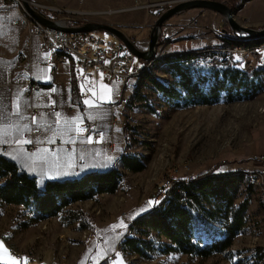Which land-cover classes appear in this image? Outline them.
I'll use <instances>...</instances> for the list:
<instances>
[{"label":"rangeland","instance_id":"rangeland-1","mask_svg":"<svg viewBox=\"0 0 264 264\" xmlns=\"http://www.w3.org/2000/svg\"><path fill=\"white\" fill-rule=\"evenodd\" d=\"M218 1L225 2V0ZM201 9L205 12V8ZM234 18L239 24L251 27L243 24L240 18ZM223 23H226V21L224 20ZM226 25L224 29L227 33L224 34L237 38L240 43L254 42L258 44L264 41V37H238L233 34L227 23ZM163 26H166V30L163 29ZM163 26L162 31L165 30L167 33V21L163 23ZM98 35L101 39L110 37L101 32H98ZM170 40L167 33L164 43L165 52L167 50L165 47ZM159 48L160 46L157 45L154 51L155 56L150 59L152 62L161 56ZM261 54H264V50L257 49L255 62L253 61L254 67L246 70L249 74L256 70L255 75L259 78L261 88L249 96L233 100L223 97L212 105H197L175 109L170 107L166 100L155 92L143 78L140 79V83L139 77L135 76H131L124 85L115 82L118 92L120 91L118 96L114 98L117 102L114 104V107L117 105L114 110L116 120L114 123V117L111 115L110 120L104 124L106 131L109 135V130L112 128L113 138L115 139L117 136L120 142L122 141L123 149H118L116 157H119L124 150L137 153L142 157L145 168L139 172L121 169L124 172V177L116 192L101 194L92 200L70 204V209L82 210L89 219L90 227L85 229L91 228L93 235L90 236L87 243H85L86 240H82L85 229H80L77 222L67 223L63 215L65 211L60 213L62 217L59 221L67 230L59 231V234L55 236L49 233V226H53L51 223L48 226L43 225L42 228L38 226L41 221L24 225L29 216L26 210L8 204H0V241L4 242L12 256V252H17L24 258V261L16 259L17 264H24L26 257L31 259L27 261V264L44 263L43 260L46 259L48 254L55 264H72L74 257H76L75 264H86L89 257L96 264L105 259L98 260L108 251L112 250L109 254H115L117 248L121 252L124 264H264V255L260 256V253L256 250V247L264 245V219L262 216H258L255 209L250 206L256 200L264 208L260 188L256 186H254L255 190L253 189L251 194L245 225L239 234L233 238L228 252L213 254L205 258L178 252L154 253L151 258L146 259L135 253L123 252L120 245L122 238L127 236V232L124 234L126 229L120 226L121 214H125L124 224L128 225L130 229L132 228L133 235L135 233L136 236H139L137 226L134 231L133 221H135V218L130 220L128 218L141 214V209L149 208L147 203L150 200H155L151 195L155 191L157 181L162 177L174 175L178 178L182 173L181 171L186 168L188 170H185V174H192L189 168L198 171L208 161L221 157L239 160L240 156L247 153V157L251 158L255 146L259 143V140L254 141L253 134L256 132L260 136L264 134V64H258ZM206 61L207 59L199 60V64L204 70L208 67ZM212 61H215V64H211ZM210 65H217V59L212 58ZM151 66L152 63L146 69L154 71L159 79L170 82V78L161 71L160 66L152 69ZM205 72L207 71L205 70ZM106 84L103 81L100 83V85ZM136 86L141 88V97L138 101H135L133 97ZM110 108L113 112V108ZM112 118L113 122H111ZM104 125L102 124L101 128ZM251 160H247L246 164L256 163L253 160L251 162ZM13 162L21 167L18 162ZM38 172H40V169ZM39 178L41 177L39 176ZM245 188V183L237 186L235 202H239L245 197ZM170 189L166 190V195H168ZM116 196L123 203L121 202L122 204L120 203L118 208L108 209V205ZM258 196L262 199V203ZM137 199L141 202L138 206H135ZM163 200L159 199L157 201L162 202ZM97 208L101 209L99 215L108 214L110 216L107 226L101 225L103 220L99 221L100 223L98 222L100 218H98ZM118 236L120 239H117ZM49 237L50 239L53 238L51 245L50 241H47ZM148 238L158 239L155 232H150ZM22 243H25V245L22 246ZM84 243L86 249L82 251ZM36 248L41 251L36 252ZM49 249L50 251H48ZM1 262L3 261L1 260Z\"/></svg>","mask_w":264,"mask_h":264},{"label":"trees","instance_id":"trees-1","mask_svg":"<svg viewBox=\"0 0 264 264\" xmlns=\"http://www.w3.org/2000/svg\"><path fill=\"white\" fill-rule=\"evenodd\" d=\"M243 1L225 0L235 11ZM225 26L226 23H223L222 27ZM223 35L224 44L239 42L237 38ZM209 50L181 53L166 50L151 62V69L160 66L170 82L159 79L154 71L146 69L151 64L148 65L146 61L134 76L139 77V83L142 78L146 80L175 109L212 105L223 97L233 100L249 96L261 88L256 70L249 74L222 53ZM212 58L217 59V65H210ZM204 59H207L206 65L210 67H206L207 72L199 64V60ZM211 64H215V61ZM140 92V86H136L133 94L135 101L140 99ZM247 160H251L247 153L239 160L225 157L210 160L198 171L189 168L193 175L191 179L186 178V171L182 170L162 203L135 217L134 231L137 226L140 235L134 233L123 237L120 242L122 251L146 259L154 253L178 252L205 258L228 252L233 238L245 225L254 189L251 172L258 167L246 164ZM144 168L145 163L139 154L123 151L119 156V167L90 170L74 178L41 180L10 159L0 157V204L26 210L29 216L24 225L65 211L64 220L67 223L77 222L80 229H85L90 227L89 219L82 210L70 209V204L92 200L101 194H112L123 180L124 172L121 169L139 172ZM37 182L45 186L43 191L38 189ZM241 183L246 185V195L235 202L236 188ZM259 199L261 202L262 199ZM150 232H155L158 239L148 238ZM256 250L260 256L264 255V245L256 247Z\"/></svg>","mask_w":264,"mask_h":264},{"label":"crops","instance_id":"crops-1","mask_svg":"<svg viewBox=\"0 0 264 264\" xmlns=\"http://www.w3.org/2000/svg\"><path fill=\"white\" fill-rule=\"evenodd\" d=\"M35 1L38 3H52L62 8L80 11V15L74 17H69L65 14L56 15L49 12L44 13L46 17L57 20L60 25L71 27L77 26L86 21H97L110 24L118 28L140 50L147 49L151 27L156 20L154 15L146 9L132 8L131 6L133 5L134 0ZM0 4L4 5L3 7H0V115H10V113L15 110L17 99H19L22 106L29 103L32 104L33 106L28 107L26 110L22 107L21 110L23 111L24 119L20 121V123L28 124L31 129H39V133L34 137V140L37 142L41 140L47 141L50 138H58L64 142L69 138L68 136L61 135L60 132H54L49 129V125L53 124L57 119H59V123L54 125L55 129L62 128L66 123L70 124L73 128L77 125L84 127L85 122L95 120L97 121V132L103 133L102 138L99 135L97 141L87 143L86 137L88 134L84 132L81 135L80 140L83 141L81 143L86 144L85 150L73 148L71 151H67L65 147L60 146L53 150L49 149L50 151L47 153L43 151L38 152L37 150L31 152L35 153L33 161H30L35 163V171L27 168H25V170L29 174L35 175L38 178L40 176L41 178L39 179L41 180H61L77 177L90 170H105L112 166L119 167V157H116V152L118 149H123V145L121 144L122 141L120 142V139L117 136L115 139L113 138L112 128H110L108 135V131H106V126L104 125L110 120L111 115H113L115 123L116 115L114 110L117 108V105H115L112 112L110 105L101 103L100 106L89 109L87 106L83 105L82 101L85 98L96 99V97L92 96V91H95L98 96H106L108 88L113 90V98H115L120 93V91L118 92V87L115 82H120L110 79L105 73H103V78H101L100 74L102 72L97 70H91L87 76L80 78L79 71L75 68L74 61L71 59L64 62L54 63L55 72L51 73V66L44 63L50 61V58L48 55L41 52L39 37H29L27 29L23 25H16L13 23L14 20L19 18L20 14L11 1L0 0ZM191 17H197V24L194 26L189 25V19ZM234 17H238V19L240 18L243 24L251 27H264V0H244L240 8L236 11L234 10ZM73 21H79V23ZM223 22L224 17L210 9H205L204 12L201 8H192L186 10L184 13L174 15L167 20V33L171 40L165 48L170 53H181L184 51L201 52L208 49L221 48L225 45L222 36H224V33H227L222 27ZM94 32L97 36H99L98 32L107 34L103 31ZM107 35L110 37L104 39L118 40L110 34ZM19 53H22V59L17 60L16 57ZM261 55L258 64H264V54ZM142 63L140 65H135V72L138 71ZM28 80L39 85V89L34 91L30 98L23 94V85ZM102 81L107 83L106 85L108 88L101 87L100 83ZM84 82H88L92 90L89 91V95L80 97V86L84 84ZM7 87H10L11 89L8 91ZM51 89H56V91L52 92ZM53 101H55V104H53ZM49 104L58 108L57 111L61 113L59 118L55 116V112H48L45 110ZM77 104H79V106H77ZM71 105L73 107L70 109L69 107ZM89 116H91L92 119H89ZM32 117H36L35 123H33ZM81 120L83 121L82 124L80 123ZM16 121L17 118L13 116L9 121L0 119V124ZM102 124L104 126L101 128ZM76 135L75 132L71 133L73 139L76 138ZM253 136L254 141L259 140V143L255 146L252 154L264 155V134L260 136V134L256 132ZM37 138H39V140H37ZM119 142L120 144L118 145ZM109 145H112V147ZM38 149L48 148L39 147ZM56 153H58V155ZM80 156H84L83 164L80 166V171L76 173L74 166ZM68 164L73 166L68 167ZM257 164L258 163H253L255 167H258ZM39 169L40 172H46L47 175H39ZM78 202L81 201L74 203ZM121 202L123 203V201H120L116 196L107 208L110 210L118 208ZM140 202L141 201L137 199L135 201V206H138ZM250 206L255 209L258 216H262L264 219V208L260 206L258 201L255 200ZM97 209L98 218H100H97L98 222L103 220L101 225L107 226L110 216L108 214L99 215L101 209ZM61 217L62 214L60 213L56 216L48 217L45 221L41 220L38 226H41L40 228H42L43 225L48 226V224L51 223L53 226H49V233L56 236L59 234V231L67 230L59 221ZM135 217L136 216H133L128 219L130 220ZM92 235L91 228L85 229L83 231L82 240H86L85 243H87ZM47 241H50L51 245L53 243V238L50 239L49 237ZM25 243H22V246H24ZM85 243L82 246V251L86 249ZM35 251L40 252L41 250L36 248ZM48 251H50V249ZM111 251L112 250L108 251L98 260L105 258L111 253ZM75 259L76 257L72 259V264H75ZM89 259L92 258L89 257ZM22 260L24 261V259ZM43 262L44 263L40 264H55L49 254Z\"/></svg>","mask_w":264,"mask_h":264},{"label":"built area","instance_id":"built-area-1","mask_svg":"<svg viewBox=\"0 0 264 264\" xmlns=\"http://www.w3.org/2000/svg\"><path fill=\"white\" fill-rule=\"evenodd\" d=\"M7 1V0H5ZM13 3V6L17 10L16 7V0H8ZM183 1V0H156V1H146V0H135L134 4L131 6L132 8L136 9H146L150 13H152L157 19L162 15V13L170 8L171 6L175 5L176 3ZM32 5L36 7L41 13H52V14H65L69 17H74L76 15H80L79 10L74 9H66L59 7L52 3H38L35 0H30ZM16 25H23L28 32L29 37L31 36H38L41 43V52L45 55H48L50 61L44 62L51 66L50 72H55L54 63L63 62V59L53 57V46H68L70 50H74V58L76 61L77 69H79V77H85L88 75L89 71L97 70L102 73H105L110 79L119 81L120 83L126 82L131 76L132 72H135V65H139L144 60L139 59L133 53H131L127 47L119 40L114 39H101L97 36L95 32H78V33H70L62 29H56L52 27L45 26L37 21V25H30L27 20H22L19 16L18 19L13 21ZM197 24V17H191L189 19V25H196ZM166 26H163V29ZM166 30V28H165ZM162 31L161 37L159 39L158 45L160 46L159 50L164 49V43L166 40V31ZM257 49L264 50V47H259L256 49H240V48H232L231 53L222 54L226 59L229 61H236L240 62L241 67H252V63L254 58H256ZM247 55V57H245ZM239 56L240 59L236 60L235 58ZM17 60L22 59V53L17 54ZM133 69V71L129 72L127 69ZM82 70V72H81ZM85 88H89L90 85L88 82H84L83 84ZM28 90L27 92L25 90ZM7 90H10V87H7ZM36 91L29 86V80L24 83L23 85V94L26 97H31L32 93ZM89 95V91L87 92L86 96ZM84 97V96H83ZM73 106L71 105L69 108L71 109ZM110 107H114V105H110ZM48 112H56L58 108L52 104H49L46 109ZM113 122V118L111 119ZM84 128L92 129L95 128L97 130V121L91 120L84 123ZM39 131L36 129H32L31 132H25L24 138L25 139H32ZM88 135L89 132H86ZM93 142L97 141L99 138L98 132L91 133ZM56 142L55 144H48L46 140L44 143L36 142L32 145H26L25 148L29 152L36 151L39 147H45L48 149H56L60 146L65 147L67 151H71L73 148H79L80 150H85L86 144L77 142L75 144H65L62 140L56 138L54 139ZM35 141V140H34ZM112 147V145H109ZM251 159L255 161L258 166V169L254 172V177L257 176H264V155L261 154H253L251 155ZM83 164V159H77L74 170L76 173L80 171V166ZM185 170H188L186 168ZM175 172V171H174ZM186 178L191 179L193 178L192 174H187ZM176 177L174 175L168 176L166 178V182L161 183V186L153 191L151 197L154 198L156 201L165 198L166 190L173 187L176 182ZM125 214H121L120 219L125 220ZM128 230L124 232V234ZM123 237V235H122ZM121 237V238H122ZM118 251V248L116 249ZM13 256L17 260L24 259L22 256L18 255L17 252H12ZM27 261L31 260L29 257H26ZM115 260V254H109L105 257L102 261L98 262L101 264H111ZM93 263L92 259H88L86 264Z\"/></svg>","mask_w":264,"mask_h":264},{"label":"snow or ice","instance_id":"snow-or-ice-1","mask_svg":"<svg viewBox=\"0 0 264 264\" xmlns=\"http://www.w3.org/2000/svg\"><path fill=\"white\" fill-rule=\"evenodd\" d=\"M3 4H0V7H3ZM236 60H239L240 57L237 56L235 58ZM129 72L133 71V69H127ZM82 72V70H81ZM101 78H103V73L100 74ZM81 95L86 96L88 91H91V87L85 88V86L82 84L81 86ZM101 87L108 88L107 85H101ZM26 92L28 91L27 89L25 90ZM52 92H55L56 89H51ZM92 96L96 97V99L92 98H85L83 99L82 103L83 105L87 106L89 109L93 107H98L100 106L101 103L107 104V105H114L116 104V100L113 98L114 93L111 88H108V93L106 96H98L95 91H92ZM53 104H55V101H53ZM32 104H25L21 105L19 102V99H17V102L15 104V110L10 113L8 116L0 115V119H4L6 121L11 120V117H16L17 121L12 122V123H6V124H0V157H8L11 161H16L21 165V169H32L35 171V163L30 162L33 161V156L35 153L31 152H26L24 146L26 145H32L36 143L37 141H34L32 139H25L23 138L24 133L31 132L32 129L29 127L28 124L26 123H20L24 119L23 111L21 110L22 107L26 110L28 107H32ZM79 106V104H77ZM55 116L59 118L61 116L60 112H55ZM89 119H92L91 116L88 117ZM33 123L36 121V117H32ZM56 123H59V119L53 122V124L49 125V129L53 130L54 132H60L61 135L68 136L69 138L64 141L65 144H75L77 142H83L80 140L81 135L84 132H89L90 134L86 137V142L87 143H92V135L91 133L97 132L95 128L88 129L81 127L77 125L75 128H73L70 124L66 123L62 128L55 129L54 125ZM80 123L82 124L83 121L81 120ZM37 131L39 130L38 128L36 129ZM75 132L76 138L73 139L71 136V133ZM15 133V134H14ZM98 135L103 136L102 132H99ZM39 140V138H37ZM40 143H44V141H39ZM54 139H48L47 143L48 144H55ZM38 152L43 151L45 153L49 152V149H37ZM58 155V153H56ZM80 159H84V156H80ZM68 167H72L73 165L68 164ZM39 175H44L46 176L47 173L41 171L38 173ZM68 174V173H65ZM37 187L41 191L44 190L45 186L37 182ZM161 201H156V200H150L148 202L149 208L147 209H141V213L144 211H150L152 208L157 207L159 204H161ZM122 228L127 229L128 225L124 224L123 220L121 221ZM117 239H120L118 236ZM115 257L116 259L113 260V264H124L123 258H121V252L120 251H115ZM0 260L3 261V264H17L16 259L11 255L9 252V249L5 246L4 242L0 241ZM24 264H27V260L25 259Z\"/></svg>","mask_w":264,"mask_h":264},{"label":"water","instance_id":"water-1","mask_svg":"<svg viewBox=\"0 0 264 264\" xmlns=\"http://www.w3.org/2000/svg\"><path fill=\"white\" fill-rule=\"evenodd\" d=\"M22 3L29 15L45 26L62 29L70 33L103 31L124 43L131 53L144 61L149 60L154 56V51L161 37L163 23L172 16L183 13L186 10L192 8L210 9L221 14L224 17L226 23L229 25L233 34L237 35L238 37H264V27L256 29L239 24L234 18V10L225 2L218 0H183L166 9L152 25L147 49L145 50L138 49L133 44V42L129 40L118 28L110 24L97 21H86L77 26H64L60 25L57 20L46 17L32 5L30 0H22Z\"/></svg>","mask_w":264,"mask_h":264},{"label":"bare ground","instance_id":"bare-ground-1","mask_svg":"<svg viewBox=\"0 0 264 264\" xmlns=\"http://www.w3.org/2000/svg\"><path fill=\"white\" fill-rule=\"evenodd\" d=\"M16 7H17V11L19 12L20 17L22 18V20H27V22L30 23V25H37V20L35 18H33L32 16H30L29 13L26 11V9H25V7H24V5L22 3V0H16ZM231 47L232 48H240V49H256V48H259V47H264V42H261V43H258V44H255L254 42L246 44L245 42L244 43H240V41H239L238 43H235V44L234 43L233 44H225L221 48H216V49H211V50H213L215 52H218V53L226 54V53H231ZM164 53H165V50H161L159 52L160 55H163ZM53 57L63 59V62L71 59V60L74 61L75 68L77 69L76 61H75V58H74V50H70V48H68V46H53ZM146 62H148V65H149L152 62V60L149 59ZM230 62L234 63V64H236L237 66L240 67V62H236V61H230ZM253 67H254V63H252V67H241V69L243 71H246V70H248L250 68L252 69ZM77 70L79 71V69H77ZM138 73H139L138 71L137 72H132V76H134V75H136ZM125 83L126 82H122L121 84L124 85ZM29 86L32 87L33 89H36V90L39 89V85L37 83H35V82H32V81H29ZM80 97H83V96L80 95ZM123 125H124V123H123ZM166 178H168V176H164L161 179H159L157 181V183H156L155 189L160 187L161 183L166 182ZM251 181H252V184L254 186L260 188V192H261V195H262V198H263V201H264V176L254 177V174H251ZM131 229L129 227L127 228V230H128L127 231V236H130V235L133 234ZM18 255H20V254L18 253ZM89 264H95V263H89ZM96 264H101V263H96Z\"/></svg>","mask_w":264,"mask_h":264}]
</instances>
